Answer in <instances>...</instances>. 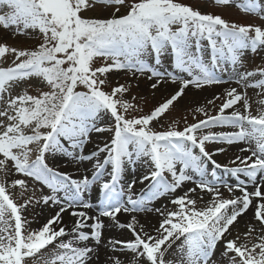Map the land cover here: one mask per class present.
Masks as SVG:
<instances>
[{
  "label": "snow or ice",
  "instance_id": "obj_1",
  "mask_svg": "<svg viewBox=\"0 0 264 264\" xmlns=\"http://www.w3.org/2000/svg\"><path fill=\"white\" fill-rule=\"evenodd\" d=\"M262 54L264 0H0V264H264Z\"/></svg>",
  "mask_w": 264,
  "mask_h": 264
},
{
  "label": "rangeland",
  "instance_id": "obj_2",
  "mask_svg": "<svg viewBox=\"0 0 264 264\" xmlns=\"http://www.w3.org/2000/svg\"><path fill=\"white\" fill-rule=\"evenodd\" d=\"M190 2H191L190 4H193V5H203V0H190ZM206 10L209 12H213V13L223 12L225 18L232 20V21L241 22V23H249V22L261 23L262 22L259 17L245 16L243 13H241L238 9H235V8L231 10H225L218 6L209 5L206 7ZM9 42H12V41L10 40ZM260 63H261V55H256V54L249 55L248 61H247L249 68L255 67L256 65H259ZM160 67L169 68L170 59L168 57L163 58L162 64L160 65ZM112 79L114 82L116 80H119L120 83H124L126 80L129 79V77L125 76L124 73H114L112 76ZM138 83H139V88H134L132 94L137 96L136 102L143 106L144 112L151 111L154 107L158 106L160 102H163L165 97L169 96L172 92H174V90L178 88V84H171V83L167 84L170 87H168L167 85H163L160 90L156 91L155 96H153L152 90L149 87L151 81H147L141 78V80ZM232 86H235V85H232ZM228 87H229L228 84H221V85L206 87L204 89L197 90L190 86L189 89L186 90V97L182 98V100L179 102L178 107L171 113V115L177 119H180L181 117L188 115L189 109L205 103L206 100L211 99L214 95L223 92V90ZM141 97H143V99H141ZM219 102L220 101H217V104H219ZM200 118H203V117H200ZM191 119H192L191 115H188V120L191 121ZM101 134L104 135L106 133L94 134L93 141H94V138L97 137L96 135H101ZM99 138H104V137H99ZM239 147L240 145H237V148ZM236 152L230 151V154L236 153ZM216 158L220 162H226V157H224L223 155L216 157ZM224 178L226 180L230 179L227 176H225ZM165 202L166 201H163V200L158 201L156 206H159L161 203H165Z\"/></svg>",
  "mask_w": 264,
  "mask_h": 264
},
{
  "label": "bare ground",
  "instance_id": "obj_3",
  "mask_svg": "<svg viewBox=\"0 0 264 264\" xmlns=\"http://www.w3.org/2000/svg\"><path fill=\"white\" fill-rule=\"evenodd\" d=\"M168 86V85H167ZM168 87H170V86H168ZM199 95V94H198ZM197 96V95H196ZM97 136V137H96ZM95 137L96 138H94V142L95 143H101L104 139H106V137H107V135L106 134H101V135H96ZM99 137H104V138H99ZM92 147V145H89V148H91ZM238 150V148H237V146H233L231 149H230V151H234V152H236ZM46 211V214H50L49 213V210H45ZM123 218V217H122ZM144 219H146L147 221H149V222H151L152 224H155L156 223V221H157V217H154V216H152V215H148L147 217H145ZM246 219V218H245ZM242 223H243V221H242ZM120 232H121V230H119V229H112L110 232H108V233H106V234H108V235H113V236H118V235H120ZM125 235L127 236L128 234L127 233H125Z\"/></svg>",
  "mask_w": 264,
  "mask_h": 264
}]
</instances>
